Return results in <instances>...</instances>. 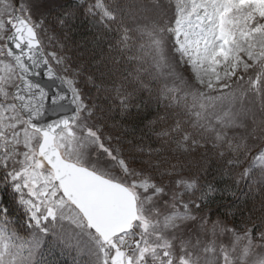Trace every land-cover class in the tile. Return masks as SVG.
Returning <instances> with one entry per match:
<instances>
[{
    "label": "snow or ice",
    "instance_id": "1",
    "mask_svg": "<svg viewBox=\"0 0 264 264\" xmlns=\"http://www.w3.org/2000/svg\"><path fill=\"white\" fill-rule=\"evenodd\" d=\"M0 264H264V0H0Z\"/></svg>",
    "mask_w": 264,
    "mask_h": 264
}]
</instances>
